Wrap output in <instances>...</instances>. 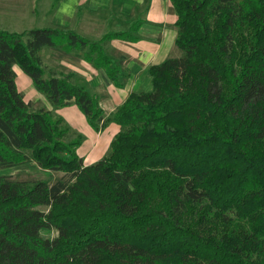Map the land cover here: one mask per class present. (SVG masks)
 Returning a JSON list of instances; mask_svg holds the SVG:
<instances>
[{
  "label": "trees",
  "instance_id": "obj_1",
  "mask_svg": "<svg viewBox=\"0 0 264 264\" xmlns=\"http://www.w3.org/2000/svg\"><path fill=\"white\" fill-rule=\"evenodd\" d=\"M172 2L183 55L152 65V90L110 118L42 52L76 51L121 87L105 45L138 41L141 18L100 39L0 29V169L35 162L69 176L0 175V264H264V0ZM15 66L54 107L75 100L96 131L119 124L110 153L85 164L82 136L69 140L62 116L31 107Z\"/></svg>",
  "mask_w": 264,
  "mask_h": 264
},
{
  "label": "crops",
  "instance_id": "obj_2",
  "mask_svg": "<svg viewBox=\"0 0 264 264\" xmlns=\"http://www.w3.org/2000/svg\"><path fill=\"white\" fill-rule=\"evenodd\" d=\"M78 13L82 26L90 24L94 29L100 23L130 25L133 21L142 19L137 33L140 37L138 41L115 38L108 40L105 45L107 53L124 69L125 76L121 87L115 85L103 68L88 62L83 55L75 54L76 51L66 52L58 47H46L52 50V56L59 52L53 65H48L49 69L58 74H74L73 82L97 94L105 118H110L132 92L152 90L153 82L149 69L152 65L160 64L169 58L170 54L167 51L173 40H169L166 35L177 37L178 28L174 27L177 20L176 9L172 0H55V6L49 12L54 25L44 27L65 28L61 25L68 24ZM83 36L100 39L89 35ZM28 77L22 75L19 86L21 85L20 90L31 102V107L34 109L45 107L62 116L70 127L69 140L75 139L78 135L82 136L77 151L85 164H93L110 153L111 143L121 130L119 124L110 121L102 131H96L75 100H71L65 107L56 108L37 90L32 79Z\"/></svg>",
  "mask_w": 264,
  "mask_h": 264
},
{
  "label": "rangeland",
  "instance_id": "obj_3",
  "mask_svg": "<svg viewBox=\"0 0 264 264\" xmlns=\"http://www.w3.org/2000/svg\"><path fill=\"white\" fill-rule=\"evenodd\" d=\"M55 6V0H0V29H6L10 31L23 32L31 28H42L44 26L54 25L51 17H49V12ZM45 13V15L43 14ZM80 13H78L79 15ZM69 21L68 24H63L61 26L68 28H75L82 35H89L97 38H101L106 32L110 30H120L125 29L129 25L127 24H108L100 23L95 26V29L87 24L82 26L80 15ZM177 28L176 26H174ZM162 38L164 35H159ZM169 40H173L167 51L169 58L179 57L183 55V51L178 48L175 43L174 37L176 35H166ZM52 50L45 48L43 50V62L46 64V68L52 66L54 61L57 59L59 52L54 56L51 53ZM75 54H78L75 52ZM15 71L17 73L18 83L21 84L22 75L28 77L24 74L19 67L15 66ZM29 78V77H28ZM21 86V85H20ZM19 86V87H20ZM21 88V87H20ZM0 175L9 177L11 180L17 181H34V180H44L50 185H53L57 181L67 180L69 178L68 174L63 171H55L50 169L41 168L35 162H30L22 165H18L11 168H1ZM42 209H47L46 207H41ZM41 235L44 238H55L58 235L56 229H43Z\"/></svg>",
  "mask_w": 264,
  "mask_h": 264
}]
</instances>
